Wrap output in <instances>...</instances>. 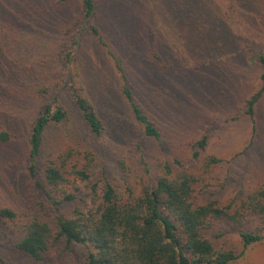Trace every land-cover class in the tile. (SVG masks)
<instances>
[{"label":"rangeland","instance_id":"1","mask_svg":"<svg viewBox=\"0 0 264 264\" xmlns=\"http://www.w3.org/2000/svg\"><path fill=\"white\" fill-rule=\"evenodd\" d=\"M175 2L98 0V22L106 39L123 58L132 85L166 136L155 141L143 134L119 92L112 57L88 38L79 63L86 79L84 94L98 106L108 129V138L97 141L66 84L76 68L64 63L63 34L79 10V0H0V135L7 134L6 140L0 139V209L9 207L18 214L14 221L0 217V257L9 263L87 261L88 250L82 245L67 250L64 243H57L40 261L16 247L23 223L52 212L30 173L28 154L33 122L54 97L71 118L48 128L38 166L67 149L81 151V156L89 148L94 152L91 180L72 177L56 192L59 200L65 192L76 194L77 199L61 204L69 216L99 205L106 178L120 195L130 188L140 196L158 167L174 158L200 175L199 203L216 199L226 206L264 181V97L257 104L255 123L244 100L259 88L262 68L252 57L264 52V7L257 3L256 11L242 14L236 0H205L211 13L205 12L203 22L215 20L212 9L217 10L227 37L223 49L215 53L201 45L202 35L195 39L206 26L202 20L193 23L186 14H168L167 7ZM228 117L235 119L228 122ZM203 134L209 144L196 158L194 143ZM212 157L221 160L213 163ZM249 219L245 229L264 234V217ZM222 244L240 255L239 264H264V239L245 246L231 231Z\"/></svg>","mask_w":264,"mask_h":264},{"label":"trees","instance_id":"2","mask_svg":"<svg viewBox=\"0 0 264 264\" xmlns=\"http://www.w3.org/2000/svg\"><path fill=\"white\" fill-rule=\"evenodd\" d=\"M236 1L239 8H242V14L256 11L257 3L264 7V0ZM204 2L176 0L172 6L167 7L168 14L171 16L174 11L178 15L186 14L193 23L202 20L206 26L195 33V39L200 40L202 35L201 45L217 53L223 49L227 37L223 35L217 10L212 9L215 20L211 23L203 22L205 12L211 13ZM98 14V0H79V10L63 34V48L66 52L64 63L76 68L75 72L73 68V72L69 73L66 84L79 115L95 140L108 138L106 120L94 101L84 94L86 79L79 65L86 40L91 38L112 57L119 76V92L134 122L148 138L163 141L166 132L161 129L148 105L132 85L123 58L110 47L98 22ZM208 34L214 35V39L211 40ZM156 58L159 61L161 57ZM252 58L262 68L258 78L259 88L244 100L246 113L252 116L255 123L257 104L264 97V52ZM70 118L69 111L60 99L54 97L53 101L40 108L33 122L29 137V170L42 189L52 212L48 217L32 216L21 225L22 234L16 247L28 257L40 261L51 246L64 243L67 250L73 245L87 248V261L82 264H237L240 255L222 244L226 234L237 232L245 246L264 239V234L245 229L250 223V217H264V181H258L247 192H241L240 201L226 206H221L216 199L199 203L197 196L201 177L178 158H174L173 163L170 160L164 161L144 186L140 196L135 195L130 188L125 196L120 195L106 178L99 205L86 213L76 210L75 215L69 216L61 204L77 199L76 194L65 192L63 199L59 200L56 192L72 177L81 181L91 180L93 150L89 148L81 156V151L67 149L54 159L44 162L42 167L38 166V162L44 150L48 128L54 124L68 123ZM233 119L235 117H228L227 121ZM6 138L7 134L0 135V139ZM208 144V135L203 134L194 143L197 146L194 156L197 158ZM220 160L211 158L213 163ZM96 188L94 184L92 191L95 192ZM17 216V212L9 207L0 209V217L3 219L14 221ZM0 264L11 263L0 257Z\"/></svg>","mask_w":264,"mask_h":264}]
</instances>
